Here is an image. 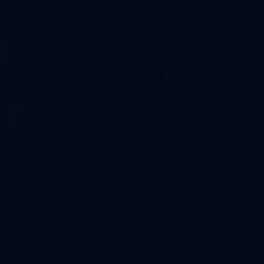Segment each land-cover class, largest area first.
Segmentation results:
<instances>
[{"label": "water", "instance_id": "water-1", "mask_svg": "<svg viewBox=\"0 0 264 264\" xmlns=\"http://www.w3.org/2000/svg\"><path fill=\"white\" fill-rule=\"evenodd\" d=\"M172 0H0V264H98Z\"/></svg>", "mask_w": 264, "mask_h": 264}]
</instances>
